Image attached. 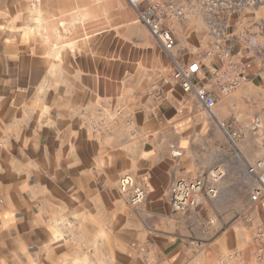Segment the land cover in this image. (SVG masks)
Here are the masks:
<instances>
[{"label":"crops","instance_id":"1","mask_svg":"<svg viewBox=\"0 0 264 264\" xmlns=\"http://www.w3.org/2000/svg\"><path fill=\"white\" fill-rule=\"evenodd\" d=\"M210 20L219 38L169 23L171 57L199 62L217 120L243 128L264 108V4ZM215 42L246 77L229 95ZM173 71L126 0H0V264H193L203 209L172 212L169 188L231 151ZM127 174L147 191L136 209Z\"/></svg>","mask_w":264,"mask_h":264},{"label":"built area","instance_id":"2","mask_svg":"<svg viewBox=\"0 0 264 264\" xmlns=\"http://www.w3.org/2000/svg\"><path fill=\"white\" fill-rule=\"evenodd\" d=\"M134 9L137 20L143 24L149 35L156 41L162 51L171 59L174 71L171 79L179 83L185 93L195 96L199 107L217 122L227 142L237 148L236 142L245 131L264 133V108L254 115L243 128L231 127L230 124L219 122L214 114L217 98L211 96L205 89L196 86L200 64L197 61L187 66L177 63L171 52L176 45V39L167 26L169 23H184L194 19H207V28L211 35L220 37L218 28L210 20L221 12H239L251 5L264 4V0H126ZM214 52L225 62L223 69L213 73L217 89L221 95H229L236 91L246 81V77L230 57V54L220 49L219 43H214ZM214 54L208 52L207 55ZM117 114H119L117 112ZM104 119L107 117L104 116ZM228 125V126H227ZM230 126V127H229ZM228 127V128H227ZM227 175L223 165H215L194 180L180 179L172 183L168 191L169 204L174 213L197 210L205 202L214 201L219 196V186ZM245 175L250 183L249 200L260 207L262 222L255 228L253 235V261L245 260L239 251L234 250L220 257L217 264H264V160L245 164ZM118 191L125 202L132 208L142 206L147 197V191L139 186L130 174L123 175L117 183ZM212 223V220H209Z\"/></svg>","mask_w":264,"mask_h":264},{"label":"rangeland","instance_id":"3","mask_svg":"<svg viewBox=\"0 0 264 264\" xmlns=\"http://www.w3.org/2000/svg\"><path fill=\"white\" fill-rule=\"evenodd\" d=\"M214 111L216 114V107ZM234 118L237 119L236 125L231 127L239 129V117ZM219 129L217 134H221ZM249 136L253 139L244 140L243 147L239 141L236 142L237 148L228 143L231 155L221 164L226 168L227 175L219 186V196L201 207L204 221L197 223L200 224L201 236L193 240L197 248L192 255L193 264H217L220 257L234 250L239 251L245 260L253 261V235L255 228L262 222V214L260 207L249 200L250 183L245 175V164L264 160V133L259 131ZM208 231L211 236L201 238L203 232Z\"/></svg>","mask_w":264,"mask_h":264}]
</instances>
